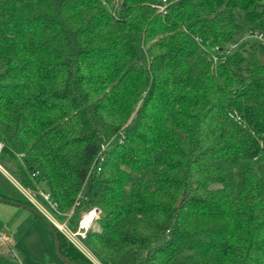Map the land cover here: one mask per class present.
<instances>
[{
    "label": "trees",
    "instance_id": "1",
    "mask_svg": "<svg viewBox=\"0 0 264 264\" xmlns=\"http://www.w3.org/2000/svg\"><path fill=\"white\" fill-rule=\"evenodd\" d=\"M254 32L264 0H0V165L59 219L100 208L101 264H264ZM0 198L33 207L1 170Z\"/></svg>",
    "mask_w": 264,
    "mask_h": 264
},
{
    "label": "rangeland",
    "instance_id": "2",
    "mask_svg": "<svg viewBox=\"0 0 264 264\" xmlns=\"http://www.w3.org/2000/svg\"><path fill=\"white\" fill-rule=\"evenodd\" d=\"M239 16L240 19H242L240 11ZM248 36L249 35H247V38ZM255 38L252 40H255ZM0 170L4 173V168H0ZM4 174L12 182L10 173L5 172ZM90 197L91 180L88 179L81 192L82 202L87 205L90 202ZM84 211L86 210H82V212ZM66 219L67 218L64 217L60 220L65 221ZM69 225L74 228L77 226V223L72 224L69 222ZM6 233L12 238L14 252L17 254L22 264H63L51 241L49 229L40 218L35 216V214L23 208L4 203V213L0 211V234ZM0 248L8 264H18L9 256L8 248L3 246Z\"/></svg>",
    "mask_w": 264,
    "mask_h": 264
},
{
    "label": "built area",
    "instance_id": "3",
    "mask_svg": "<svg viewBox=\"0 0 264 264\" xmlns=\"http://www.w3.org/2000/svg\"><path fill=\"white\" fill-rule=\"evenodd\" d=\"M115 2H120V0H115ZM166 7V5L159 6V12L166 13ZM252 36L264 41L263 35L258 32L252 33ZM232 49L233 48H229L226 50V55H229L232 52ZM214 59L217 60V57H214ZM2 148L3 144L0 143V152ZM0 168L3 169L1 165ZM4 172L6 171L4 170ZM11 178L13 184L23 194V196L33 205L34 208L46 216L48 220L55 226V228L58 229L69 242H71L91 262L94 264H100L95 255L86 245V240L88 239L89 233L96 229L98 220L102 214L100 208L92 207L82 212L77 222V226L72 228L70 227L69 222L72 218L75 208L70 213L64 215V217L67 218L65 221H61L59 216H62V214L58 211L57 205L53 202L50 194H47L43 191L36 192L30 188H26L13 177ZM79 204L80 203L78 202L76 206H79ZM7 241L8 239L5 236L0 235L1 243H7ZM11 256L19 264H22L15 252H12Z\"/></svg>",
    "mask_w": 264,
    "mask_h": 264
},
{
    "label": "water",
    "instance_id": "4",
    "mask_svg": "<svg viewBox=\"0 0 264 264\" xmlns=\"http://www.w3.org/2000/svg\"><path fill=\"white\" fill-rule=\"evenodd\" d=\"M0 202L2 203H5V204H9V205H12V206H16V207H20V208H23L33 214H35V216H37L38 218H40L44 224L47 226V228L49 229L50 233L53 235L54 237V241H55V250H56V253L58 255V257L62 260V262L64 264H72L61 252V247H60V243H59V238H58V234H57V231H56V228L55 226L48 220V218L46 216H44L40 211H38L36 208L32 207V206H29V205H26V204H21V203H17V202H12V201H9V200H5V199H2L0 198ZM182 202V198H180L178 204H177V207L180 206Z\"/></svg>",
    "mask_w": 264,
    "mask_h": 264
},
{
    "label": "crops",
    "instance_id": "5",
    "mask_svg": "<svg viewBox=\"0 0 264 264\" xmlns=\"http://www.w3.org/2000/svg\"><path fill=\"white\" fill-rule=\"evenodd\" d=\"M2 171V170H1ZM6 171V170H5ZM3 172V171H2ZM7 172V171H6ZM5 173V172H4ZM8 173V172H7ZM16 207V206H15ZM0 211H2L3 213H4V203H2L1 202V204H0ZM7 234V233H6ZM0 234V235H2V236H5L7 239H8V241H7V245H10L13 249H14V247H13V241H12V238L7 234ZM20 262H21V260H20ZM17 263V262H16ZM22 263V262H21ZM19 264V263H18ZM55 264V263H54Z\"/></svg>",
    "mask_w": 264,
    "mask_h": 264
}]
</instances>
